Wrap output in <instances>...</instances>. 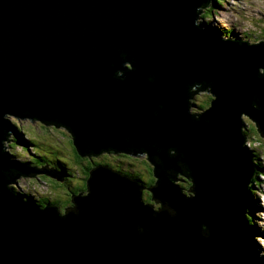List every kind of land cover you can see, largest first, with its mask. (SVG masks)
<instances>
[{"label":"water","instance_id":"water-1","mask_svg":"<svg viewBox=\"0 0 264 264\" xmlns=\"http://www.w3.org/2000/svg\"><path fill=\"white\" fill-rule=\"evenodd\" d=\"M195 6L197 0H0V130L11 127L4 113L28 112L69 125L82 153L124 150V136L137 147L175 146L198 191L186 201L167 182L164 169L176 161L162 151L156 175L163 182L153 191L178 210L175 219L161 213L153 223L135 184L97 169L92 196L75 199L83 214L61 221L52 209L13 198L0 177V264H260L243 220L249 165L237 117L247 111L264 129V112L250 107L256 95L264 108V81L255 78L264 48L201 34L191 23ZM119 49L137 69L123 83L110 67L120 68ZM200 79L215 83L218 99L206 117L212 126L191 124L185 113L184 85ZM157 104L164 110L153 118ZM9 168L28 171L0 155V170ZM201 222L211 229L208 240L198 235ZM136 225L144 236L131 230Z\"/></svg>","mask_w":264,"mask_h":264},{"label":"clouds","instance_id":"clouds-1","mask_svg":"<svg viewBox=\"0 0 264 264\" xmlns=\"http://www.w3.org/2000/svg\"><path fill=\"white\" fill-rule=\"evenodd\" d=\"M192 11V26L201 34L211 30L218 34L217 40L220 43L238 48H264V0H197V6ZM118 56L120 68L110 65L113 68L112 79L123 83L125 75L134 73L137 69L135 61L128 57L126 51L119 49ZM145 78L148 84L156 81V77L150 73H145ZM255 78L264 81V66L256 67ZM214 89V81L204 79L193 80L184 85V108L191 124L212 126L213 121L206 117L218 99ZM250 107L253 111L264 112V108L260 106V98L256 95L250 96ZM163 110L164 104H157L152 117L158 118ZM2 118L11 127L0 130V155H7L10 162L28 169L27 172L17 168L0 170L5 189L13 198L20 197L21 203L33 201L41 212L54 210L61 221L70 214L75 218L83 214V209L75 203V199H88L92 196L89 184L92 173L97 169H105L128 183L135 184L139 190V202L142 207L150 209L153 223L161 213L166 214L169 219H175L179 215L178 210L167 201L158 199L153 191L163 182L156 175L157 168L163 167V160L160 158L162 151H165L169 160L176 161L175 168L164 169L167 182L178 189L184 200L193 201L198 198L192 169L186 162L184 153L175 146L166 150L161 149L157 143L147 148L137 147L129 137L124 136L123 143L127 146L124 150L113 147L99 150L89 148L82 153L76 143L75 132L60 120L42 119L28 112H6ZM237 119L240 148L248 154L249 168L244 190L252 205L243 209V220L249 228L254 229L253 234L251 233L253 247L260 264H264V129L247 111H240ZM73 141L81 157L98 160L90 175H84L79 165L73 163L70 155ZM61 172L62 179L59 175ZM53 191L62 193L59 202L53 201ZM146 191L152 194L150 200L143 195ZM121 198L128 199V193H122ZM120 215L123 216L124 213L121 212ZM120 227L129 226L121 223ZM198 228L200 239L211 238V229L206 224L201 222ZM131 230L137 236L146 234V229L141 225H136ZM159 259L157 256L156 260ZM172 260L176 261L177 257L173 256Z\"/></svg>","mask_w":264,"mask_h":264},{"label":"trees","instance_id":"trees-1","mask_svg":"<svg viewBox=\"0 0 264 264\" xmlns=\"http://www.w3.org/2000/svg\"><path fill=\"white\" fill-rule=\"evenodd\" d=\"M21 143H23V141L21 140ZM71 147H72V149H71V153H70V155H72V157H73V163H76V164H78V165H80L81 164V162H83L84 161V163H85V165H81V167L83 168V173H84V175H89V171L90 170H92L95 166H96V164H97V162H98V160H93V159H86V157H81L80 156V154L78 153V151L76 150V147L74 146V143L72 142V145H71ZM105 162H107V161H105ZM80 167V168H81ZM62 175H63V172H62ZM60 178V177H59ZM62 179V178H61ZM68 180H69V182H70V180H71V177H69L68 178ZM59 183V182H58ZM66 188V187H65ZM145 194V197H147V199H151V193L149 192V191H146V192H144L143 193V195ZM54 202H59V200H57V199H55L54 198V200H53ZM252 205H251V201H250V207H251ZM253 232H254V229H251V233L253 234Z\"/></svg>","mask_w":264,"mask_h":264},{"label":"rangeland","instance_id":"rangeland-1","mask_svg":"<svg viewBox=\"0 0 264 264\" xmlns=\"http://www.w3.org/2000/svg\"><path fill=\"white\" fill-rule=\"evenodd\" d=\"M71 149H72V147H71ZM71 149H70V151H71ZM71 153V152H70ZM86 159H88V158H86ZM85 165V163H84V161L83 162H81V164L79 165V167H81V165ZM81 169L83 170V168L81 167ZM65 190H67L66 188H65ZM61 196H62V193H60V192H57V191H53L52 193H51V197H52V199L54 200V198L55 199H57V200H61ZM144 196H145V194H144ZM147 198V197H146Z\"/></svg>","mask_w":264,"mask_h":264},{"label":"bare ground","instance_id":"bare-ground-1","mask_svg":"<svg viewBox=\"0 0 264 264\" xmlns=\"http://www.w3.org/2000/svg\"><path fill=\"white\" fill-rule=\"evenodd\" d=\"M61 178H63L62 172L59 174Z\"/></svg>","mask_w":264,"mask_h":264}]
</instances>
